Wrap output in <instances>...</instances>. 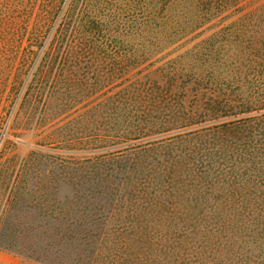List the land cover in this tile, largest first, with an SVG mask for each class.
<instances>
[{"label":"trees","instance_id":"obj_1","mask_svg":"<svg viewBox=\"0 0 264 264\" xmlns=\"http://www.w3.org/2000/svg\"><path fill=\"white\" fill-rule=\"evenodd\" d=\"M252 1L63 0L45 42L55 6L40 15L21 103L66 118V151L37 262L264 264V1L236 16ZM86 59L110 91L51 108Z\"/></svg>","mask_w":264,"mask_h":264},{"label":"rangeland","instance_id":"obj_2","mask_svg":"<svg viewBox=\"0 0 264 264\" xmlns=\"http://www.w3.org/2000/svg\"><path fill=\"white\" fill-rule=\"evenodd\" d=\"M263 1L245 4L236 16L251 11ZM54 2L0 0V264H44L37 262L32 252L46 246L52 188H59L60 198L64 193L62 178L54 175L63 177L61 164L55 163L54 158L65 155L61 127L66 118L61 114L45 115L43 103L40 106H34L28 100L21 103L37 54L41 55L37 47L33 52H27L28 34L42 17L40 15L52 8ZM62 2L58 0L54 5V15L43 42L57 22ZM25 55L27 59L23 61ZM103 71L110 74L106 62L82 60L76 69L64 75L60 91L56 93L58 101L53 100L50 107L56 108L57 102L70 99L76 92L88 95H81L72 116L96 106L102 92L110 91L109 81L104 87L96 85V79ZM28 163L30 166L25 168L27 180H20L17 173Z\"/></svg>","mask_w":264,"mask_h":264}]
</instances>
